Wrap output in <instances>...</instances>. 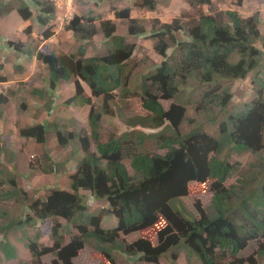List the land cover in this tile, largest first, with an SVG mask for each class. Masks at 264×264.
I'll return each mask as SVG.
<instances>
[{
	"label": "trees",
	"instance_id": "16d2710c",
	"mask_svg": "<svg viewBox=\"0 0 264 264\" xmlns=\"http://www.w3.org/2000/svg\"><path fill=\"white\" fill-rule=\"evenodd\" d=\"M184 1L191 9L211 6V0ZM241 2L237 0L236 7H241ZM57 6L55 0H18L17 6L0 0V16L15 12L23 22L35 18L42 29L41 39L47 41L54 35L51 22L57 16ZM156 6V0H133L138 9L154 11ZM189 11L180 12L171 22L153 19L147 32L140 19L130 16L129 7L114 9L126 35L119 34L111 20L96 22L92 10L67 17L64 31L83 44L100 35L107 46L104 55H89L83 46L56 53L8 42L16 53L34 58L48 72V113L50 98L60 83H71L74 88V95L63 100L65 105H85L89 110L85 126L74 131L56 123L16 126L18 149L27 141L47 145L52 135L56 154L52 158L49 153L32 155L25 171L28 175L67 176V188L53 187L43 199L27 201V192L17 187V175L0 170V176L5 175L0 183L11 186L0 197L17 202L20 197L25 204L24 213L7 222L6 213L0 211V253L4 260L17 258L9 233L27 228L37 232L26 236L24 242L31 264H42L46 255L53 257L50 264H74L73 259L90 242L101 264H120L117 253L125 259L123 264H160L168 255L173 264L179 251L186 253L187 264L192 260L198 264L264 260V36L259 14L243 17L238 10L227 9L209 14L198 10L192 16ZM32 29L27 26L23 34L31 36ZM146 35L154 40L153 49L162 58L151 73L141 76L139 99L148 114L123 118L118 104L135 95L129 88L136 69L135 45L127 37ZM251 73L255 98L228 111L232 94L223 83L245 80ZM6 81L0 75V83ZM205 86L208 90H201L197 108L209 113L212 123L216 117L210 115L211 108L223 112L217 137L198 125L181 130L190 93ZM47 89H32L28 94L43 99ZM13 95V90L0 94V107ZM161 99H173L174 103L165 110ZM24 106L19 102V109ZM3 116L0 111V118ZM108 116H114L125 131L119 134L114 127L106 129ZM151 146L164 153L152 152ZM68 148L67 156L61 159ZM226 148L237 154L251 152L256 159L240 167L229 160ZM71 161L76 162L74 166L69 165ZM234 176L235 183H229ZM191 183L199 186L197 191L211 193L207 206L196 201L191 210L186 205L185 198L195 191ZM96 200L103 206H94ZM105 215L116 219L114 228H103ZM46 232L51 246L38 241ZM137 232L140 237L131 242L124 238ZM66 238H70L67 243ZM251 243L257 244V259L245 260L239 255Z\"/></svg>",
	"mask_w": 264,
	"mask_h": 264
},
{
	"label": "rangeland",
	"instance_id": "374dc122",
	"mask_svg": "<svg viewBox=\"0 0 264 264\" xmlns=\"http://www.w3.org/2000/svg\"><path fill=\"white\" fill-rule=\"evenodd\" d=\"M11 6H17L18 0H6ZM67 1L66 4H62L61 9L59 10V7H56L57 9V16L55 20L51 22L53 24V32L55 33L58 28L59 33L56 34V36H52L49 40L43 41L40 37L41 28H39V25L36 23L35 18H32L31 20L27 22H23L20 20L18 15L13 12L6 17L0 16V64L3 66V70L0 72V75H4L7 79L6 83L13 82L12 85H10L9 88H7V91L11 88L16 87H23L26 83H22L20 80L23 76V74L32 73L33 75H37L39 80L43 79V74L46 72L43 65L40 63L37 64V62H34L32 58H28L24 55H19L16 53L9 45L8 42H14L19 43L23 42L25 46L34 48V47H41L45 49V51L49 50H55L56 53H62V51L67 52L70 48L83 46L85 48L86 53L89 55H104L107 53V46L104 45L102 37L100 35H97L93 41L88 43H81L77 40H74L72 38L71 33H65L63 31V26L66 22V18L70 17L74 14H85L88 10H92V15L95 16L96 22H98L99 19H105V20H111L116 24L118 27L119 34L126 35L125 27L122 25V23L115 19L114 17V9L121 10L126 7H129L131 9L130 16L132 18H138L142 21L146 31L151 29L152 23L151 20L158 19L159 22H171L173 18H176L179 16L180 12L184 11L185 9L189 8L190 11L188 12L192 16H196V13L198 14V10L204 11L205 13L209 14V11L216 12V11H224L227 9H234L238 10L242 16L251 15L254 13H258L261 21V28L260 32L261 35L264 36V0H244V3L241 2V7H236L237 0H211V6L203 5L200 7V9H191L188 4L184 0H156L157 6L154 11H147L144 9H138L133 7V0H64ZM5 2V1H4ZM59 2V0L57 1ZM70 4L71 8L68 12L67 5ZM36 14V11L33 12ZM70 16H69V14ZM71 19V18H70ZM186 20V19H184ZM27 26H31L32 34L31 36L27 37L23 34V29ZM57 31V32H58ZM128 42L133 43L135 45V49L133 52V58L134 62L136 63V69L134 70V73L132 77L130 78L129 88L135 95H132L126 102L123 104H118L120 113L123 118L125 117H132V116H146L148 113L142 108L141 102L139 99L140 94V82H141V76L146 75L148 73H151L156 65H158L162 58L156 54V52L153 49L154 40L150 37L144 36V37H127ZM14 51L15 56L12 55L13 53L9 51ZM14 56V57H11ZM13 58L15 59L14 62H16L14 65H12ZM22 58V63H19V59ZM4 65L6 68H4ZM264 65V63H263ZM21 68V70L19 69ZM251 78L252 73L249 74V76L245 80H237L233 81L231 83H223L229 86L230 92L232 94L231 101L227 107L228 111L236 110L237 108H240L247 102H251L255 98V91L253 90V85L251 84ZM46 81V80H45ZM5 84V83H3ZM87 89V88H86ZM208 88L203 87L198 90H194L192 93H190V103L186 105V117H185V123L182 126V131H188L195 126H201L203 130H205L207 133L211 134L214 137L218 136V124L220 121L223 120V112L219 111L218 108H211L210 115L216 117V121L214 123L209 121V113H205L202 109L198 110L197 108L198 103L196 101L199 99V94L201 93V90ZM5 90V89H3ZM29 90V89H27ZM19 91H21L19 89ZM48 91V89H47ZM49 93V91H48ZM47 96H44L41 100V106L38 109L34 105H32V110H27V114H24L27 119L29 120L31 117L34 116L35 112L39 115L38 111L42 113V104L45 105V102L49 100L50 93ZM70 91L64 87L61 90V96L62 99L57 97L56 91L55 96L58 100L53 101L52 104H54V114L57 116H65L68 114L69 108L68 105H65L63 100L66 98H69ZM2 94V93H1ZM30 96L27 94L25 95L22 100L25 103V106L22 107L23 110L26 109L29 104ZM162 104L163 108L165 110L169 109V107L174 103L173 99H161L159 100ZM16 102V109L14 107V104ZM36 102V101H35ZM37 103V102H36ZM7 107L5 111L7 113H13L14 110H20L18 108L19 103L15 101L14 99L8 100ZM95 106H98L99 103L96 101L94 103ZM214 105V104H213ZM3 107V106H2ZM1 107V108H2ZM66 108V109H65ZM81 114V111H77ZM35 114V116H37ZM17 113L16 121L9 120L6 117H3L4 120H0V170L5 175L13 176L14 174L17 175V187L21 186L26 192H27V201H30L35 198H44L48 190H50L53 187H59V188H67L66 185V178L67 176H56L55 174H45L42 172L37 173H30V175L27 174V170L25 171V165L28 161V159L37 153L36 148L31 149V147L34 145L33 143H30V150H21L18 149L17 146H15L16 143V126L21 125V122L19 121ZM82 117V116H81ZM54 123L61 124L64 126L66 130L74 131L83 128L82 125L86 124L85 117L81 121V126L77 124L76 120H73L72 118H66V119H60L55 121ZM104 124L107 128H116V131L118 133H123L125 131V128L118 123L116 118L114 116H108L105 118ZM85 126V125H84ZM6 132V134H5ZM52 134L53 129H49V134ZM52 135L49 136V142L47 145H41V151L43 153H49V156L52 158L56 153L54 152V148L50 146L52 144L51 142ZM20 147V146H19ZM21 148V147H20ZM93 149V147H92ZM91 149V150H92ZM151 151L154 153H164V150H160L156 148L155 146L150 147ZM230 148H226L225 152L228 151ZM68 151H66L64 154L60 155V158L62 159L67 156ZM58 156V155H57ZM16 157V161L14 163V158ZM18 157L20 160L18 161V167H16V162ZM228 158L232 163H238L240 167H245L250 162H253L256 157L251 152H244L242 154L234 153L233 151L229 150ZM75 161H71L69 163L70 166L75 165ZM128 170L130 173H132L131 169L128 167ZM5 175H1V179L4 180ZM7 177V176H6ZM237 177L234 176L229 183H235ZM1 181V180H0ZM194 192H190V195L187 196L184 200L186 205L189 207V209L193 210V206L196 201H199L200 204L205 207L209 204L211 193L209 192H199L197 191L198 187L195 183L190 184ZM49 188V189H48ZM11 190V186L7 183H0V195L4 191ZM20 200H23L19 197V201L17 202L15 199H6L0 197V211H4L7 215L5 222L8 220L14 218L20 217L25 209V204H23ZM97 203L94 204V206L100 208L103 205L99 203L100 200H96ZM62 225H65L64 220H59ZM1 223V220H0ZM44 224V230H48V225ZM117 222L116 219L111 215H105L103 217L102 226L103 228H114L116 226ZM66 229V228H65ZM70 232H73L74 230L71 229V227L68 226L67 228ZM72 230V231H71ZM37 233L36 230L33 229H17L13 232L9 233L8 239L10 242L16 247L17 249V258L15 260H4L1 253H0V264H31V257L29 256L28 251L26 248H24V242L26 241V236L33 237L34 234ZM140 237V233H133L127 236H124V238L131 242L137 238ZM70 238H66L65 243L69 242ZM39 243L44 246H51L52 240L49 236V233L46 232L45 234H42L39 238ZM256 251H257V244L251 243L248 245V247L239 255L240 257L244 258L245 260H248V257L256 258ZM96 250L92 242L86 243L84 248L80 251L79 255L73 259L74 264H101V260L95 255ZM117 260L120 264H123L125 259L122 258V255L118 254L116 255ZM170 255H168L166 258H163L160 262V264H171L170 262ZM177 260L173 264H187L186 260V253L183 251H179L177 255ZM257 259V258H256ZM255 259V260H256ZM53 260V257L51 255H46L42 257L41 262L42 264H50ZM137 264H144V263H137ZM192 264H198L197 261L192 260ZM245 264H251L248 261L245 262ZM254 264H264V260H258L257 263Z\"/></svg>",
	"mask_w": 264,
	"mask_h": 264
},
{
	"label": "crops",
	"instance_id": "0c3cea01",
	"mask_svg": "<svg viewBox=\"0 0 264 264\" xmlns=\"http://www.w3.org/2000/svg\"><path fill=\"white\" fill-rule=\"evenodd\" d=\"M58 1V0H57ZM67 3V1H64V0H59V2H58V9L60 10L61 9V7H62V4H66ZM242 3H244V0H242ZM245 4V3H244ZM240 13V12H239ZM247 16H249V15H247ZM243 17H246V16H243ZM260 18V17H259ZM261 21H260V24H259V29L261 28ZM264 26V25H263ZM57 31H58V28L56 29ZM55 32L54 33V37L56 36V34L57 33H59V31L58 32ZM63 31H64V29H63ZM65 33H69V32H67V31H64ZM9 52H11V53H13L12 55H14L15 56V52L12 50V51H9ZM19 55H21V54H19ZM14 56H11V57H14ZM16 57V56H15ZM14 57V58H15ZM13 58V62H12V65H14L16 62H14L15 61V59ZM32 60L34 61V62H37V64H39V62L38 61H36L34 58H32ZM1 61V60H0ZM1 63V62H0ZM19 63H22V58H20L19 59ZM4 68H6V66L4 65ZM46 71V70H45ZM27 73L25 74H23V76L22 77H20V78H22L20 81L22 82V83H26L25 85H23V87H16V88H11L10 90H13V92H14V97L12 96V97H9L8 98V100H12V99H14L15 101H17L18 103L19 102H23L24 103V101L22 100V98L25 96V95H27L28 94V91H30L31 92V90L32 89H47V86H48V84H47V80H48V72L46 71L44 74H43V79L44 80H39L38 79V76L37 75H33L32 73H28V71H26ZM46 80V81H45ZM45 82H46V85H45ZM13 83V82H12ZM12 83L11 82H9V83H6L5 82V84H3V83H0V94L2 93V94H4V93H6V90H7V88H9L10 87V85H12ZM64 87H66V89L67 90H69L70 91V93H69V95H68V97H71V96H73L74 95V89H73V84H71V83H60L59 84V86L57 87V89H56V94H57V97H58V99L59 98H61L62 99V96H61V90L64 88ZM84 87V89H85V91L88 93V91H87V89H86V86H83ZM3 89H5V90H3ZM19 89L21 90V91H19ZM27 89H29V90H27ZM29 95V94H28ZM88 95H89V93H88ZM51 100H52V102L53 101H55L56 102V100H58L57 98H56V96L54 95V97H51L50 98ZM29 104L27 103V107H26V109L25 110H23L22 108L20 109V110H14V112L13 113H7L6 111H5V109H6V107H7V105L8 104H6L4 107H0V111H3V114H4V116L3 117H6L7 119H9V120H11V121H13V120H15V122H17L16 121V118H17V113L18 114H21V115H18V118H19V121L21 122V125H22V127H25V126H30V125H33V124H35V123H42V124H46V123H54L55 121H57V120H60V119H66V118H72L73 120H76V122H77V124H79L80 126H81V121L84 119V117L86 118V114L88 113V107L87 106H85V105H83V106H80V105H78V106H75V105H71V106H68V107H66V108H69V110H68V114L66 115V117L65 116H57V115H55L54 114V110H53V108H54V104H51L50 105V113H48V111H47V109H45V105L44 104H42V113H40V111H38V113H39V115L35 112V114H37V116H35V114H34V116L33 117H31L29 120L27 119V117L24 115V114H27V110H32V105H34L35 107H37L38 109L40 108V106H41V100L39 99V98H36L35 96H30V99H29ZM37 103H36V102ZM14 107H15V109H16V107H17V105H16V102H15V104H14ZM65 108V109H66ZM81 111V114L79 113V112H77V111ZM48 114H50V115H48ZM82 116V117H81ZM0 118V120L2 119V120H4V118ZM0 125H1V123H0ZM59 125H61V124H59ZM84 125V124H83ZM82 125V126H83ZM5 134H6V132H5ZM17 141V140H16ZM51 142H52V144H50V146L52 147V148H54V145H55V141H54V139H51ZM30 143H33L32 141H27L25 144L26 145H24L22 148H23V150H30ZM21 145V144H20ZM47 147H49L48 145H47ZM22 148H21V150H22ZM33 148H36L35 149V151L37 150V153L35 154V155H41L42 154V151H41V145L40 144H37V143H35L34 142V145L31 147V149H33ZM66 151H69V148L68 149H66L64 152H63V154L66 152ZM31 158V157H30ZM29 158V159H30ZM28 159V160H29ZM20 160V158L18 157V159H17V162H16V167H18V161ZM15 163V162H14ZM27 163H28V161H27ZM26 163V164H27ZM26 166L27 165H25V168H26Z\"/></svg>",
	"mask_w": 264,
	"mask_h": 264
},
{
	"label": "built area",
	"instance_id": "2783aa9c",
	"mask_svg": "<svg viewBox=\"0 0 264 264\" xmlns=\"http://www.w3.org/2000/svg\"><path fill=\"white\" fill-rule=\"evenodd\" d=\"M55 1H57V0H55ZM70 8H71V6H70V4H68L67 5L68 12L70 11Z\"/></svg>",
	"mask_w": 264,
	"mask_h": 264
},
{
	"label": "clouds",
	"instance_id": "9594fccd",
	"mask_svg": "<svg viewBox=\"0 0 264 264\" xmlns=\"http://www.w3.org/2000/svg\"><path fill=\"white\" fill-rule=\"evenodd\" d=\"M55 2H57V1H55ZM57 7H58V6H57ZM68 14H69V13H68ZM69 16H70V14H69ZM71 16H72V15H71ZM71 16H70V17H71ZM70 17H69V18H70ZM71 18H72V17H71ZM73 89H74V88H73ZM52 103H53V102H52ZM56 124H57V123H56Z\"/></svg>",
	"mask_w": 264,
	"mask_h": 264
}]
</instances>
